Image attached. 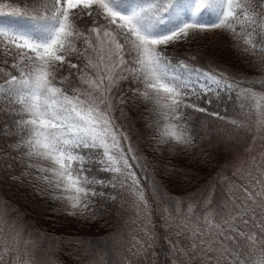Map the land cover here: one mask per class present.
<instances>
[{
    "label": "trees",
    "instance_id": "trees-1",
    "mask_svg": "<svg viewBox=\"0 0 264 264\" xmlns=\"http://www.w3.org/2000/svg\"><path fill=\"white\" fill-rule=\"evenodd\" d=\"M251 1L256 45L237 11L211 30L197 25L214 22L220 0H107L135 8L148 35L192 10L186 39L153 50L181 96L166 106L148 86L141 41L97 4L69 10L63 61L45 65L6 40L46 39L56 1L0 0V264H264V0ZM42 68V109L60 124L46 133L73 159L63 165L28 121ZM88 216L102 234L43 225Z\"/></svg>",
    "mask_w": 264,
    "mask_h": 264
},
{
    "label": "rangeland",
    "instance_id": "rangeland-1",
    "mask_svg": "<svg viewBox=\"0 0 264 264\" xmlns=\"http://www.w3.org/2000/svg\"><path fill=\"white\" fill-rule=\"evenodd\" d=\"M57 3L56 14L58 22L55 24L52 33L44 40L32 41L25 36L12 35L6 41L20 48V52L25 55H33L45 65L56 64L62 62L61 55V38L66 31V22L69 10L82 5L90 6L97 4L105 13H107L116 23L125 26L133 36L138 38L142 43V63L148 70L150 75V83L148 86L156 91L165 92L164 97L166 106L172 103L180 102L181 96L163 77H161L154 64L153 50L158 45H165L172 42H181L186 39L188 32L196 25L192 18V10L187 17L181 19V23L172 25L167 31L157 35H148L142 31L134 20L135 9L131 8L127 11H120L111 7L107 0H55ZM202 3L209 0H199ZM235 11L238 12L239 18L248 28V43L256 45L260 43L262 24L258 10L251 0H220L217 16L212 24L198 23L200 28L211 30L214 25L223 24L229 19L236 17ZM163 22V21H161ZM167 22V21H164ZM55 61V62H54ZM44 65V67H45ZM42 67V66H40ZM47 71V72H46ZM49 76L48 68L37 69L33 74V81L26 93V103L28 108V121L39 127L41 133L36 137V141L45 149V154L52 155L53 159L59 164L70 163L73 159L62 147L53 139H51L46 130L52 127H59L60 124L48 118L42 109V91L47 78ZM164 102V101H163ZM68 183L75 191H79L82 187L79 180L73 176H68ZM43 225L48 232L56 234H81V235H99L104 231V226L99 221H95L91 216L86 219L67 218L63 221L60 219L48 217L43 221Z\"/></svg>",
    "mask_w": 264,
    "mask_h": 264
},
{
    "label": "bare ground",
    "instance_id": "bare-ground-1",
    "mask_svg": "<svg viewBox=\"0 0 264 264\" xmlns=\"http://www.w3.org/2000/svg\"><path fill=\"white\" fill-rule=\"evenodd\" d=\"M134 9H135V8H134ZM193 10H194V9H193ZM194 14H195V13H194ZM179 16H180V15H179ZM186 16H187V15H186ZM179 19H180V18H179ZM177 20H178V18H177ZM168 21H169V20H168ZM170 21H171V20H170ZM170 21H169V22H170ZM172 22H173V21H172ZM172 22H171V23H172ZM171 23H170V25H169L168 27L171 26ZM179 23H181V21H180ZM214 23H215V22H214ZM176 24H177V23H176ZM214 26H215V25H214ZM54 62H55V61H54ZM60 63H61V62H60ZM161 76H162V75H161ZM165 80H166V79H165ZM166 81H167V80H166ZM168 83H169V82H168ZM157 128H158V127H157ZM38 133H39V132H38ZM159 135H160V133H159Z\"/></svg>",
    "mask_w": 264,
    "mask_h": 264
}]
</instances>
